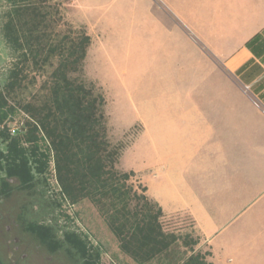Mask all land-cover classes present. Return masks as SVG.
<instances>
[{
	"label": "crops",
	"instance_id": "1",
	"mask_svg": "<svg viewBox=\"0 0 264 264\" xmlns=\"http://www.w3.org/2000/svg\"><path fill=\"white\" fill-rule=\"evenodd\" d=\"M173 1L180 21L148 27L146 65L121 57L123 27L100 25L107 55L118 31V71L149 89L131 145L143 164L125 169L166 217H190L212 264H264V0ZM102 4L71 7L101 24Z\"/></svg>",
	"mask_w": 264,
	"mask_h": 264
},
{
	"label": "trees",
	"instance_id": "2",
	"mask_svg": "<svg viewBox=\"0 0 264 264\" xmlns=\"http://www.w3.org/2000/svg\"><path fill=\"white\" fill-rule=\"evenodd\" d=\"M0 34L11 57L4 89L0 86V123L9 112L7 94L30 74L44 77L40 97L32 96L22 107L21 131L0 135L7 140L10 171H44L39 148L44 141L53 161L55 180L70 204L84 199L97 210L122 253L137 264H212L209 247L196 249L201 236L165 226L160 205L132 170L118 168L123 145L108 137L101 88L84 74L91 37L82 26H73L60 3L52 0H2ZM140 191H138V189ZM192 225L193 221H192ZM181 248H183L181 250Z\"/></svg>",
	"mask_w": 264,
	"mask_h": 264
},
{
	"label": "rangeland",
	"instance_id": "3",
	"mask_svg": "<svg viewBox=\"0 0 264 264\" xmlns=\"http://www.w3.org/2000/svg\"><path fill=\"white\" fill-rule=\"evenodd\" d=\"M52 1L60 3L65 18L73 26L84 27L91 37V44L84 61V74L87 79L93 80L101 88L105 96L104 111L110 141L123 145L118 168L129 171L131 169L125 168L142 167L144 159L142 150L131 145L144 129L140 118L146 113V98L149 90L147 81L145 78H132L129 71L125 74L118 71V64L128 68L130 66L127 61L125 64L118 63V31L107 32V39L112 38L111 44L115 48L112 53H109L110 55H107L105 51L109 52L108 48L100 44V25L106 27L107 30L118 26L123 27L125 33H122L124 38L122 39L123 46L120 48L121 57L138 58L146 65L148 59L145 45L147 29L158 23H178L180 13L176 2L173 0H102L103 18L101 20L103 22L100 24L99 18L92 12L84 16L73 12L71 7L73 0ZM4 8L5 4L0 0V26ZM133 47L137 50L130 49ZM10 66L11 57L0 34V86L3 89ZM203 70H208V68L204 66ZM219 70L226 69L219 65ZM33 75L32 73L27 78L23 77L20 85L7 94L8 104L12 106L13 111L9 112L4 122L10 130L19 127L23 122L21 106L32 96L40 97L44 93V90L39 88L44 77L36 75V82H31ZM39 148L40 152L44 153L43 158L46 165L44 173L35 176L37 192L35 200L39 205L37 208H32L34 216H37L39 220L43 219L59 225V233L64 231L78 233L90 250L99 252L100 264H137L120 251L117 239L88 200L84 199L70 204L63 198L55 180L52 157L44 141H39ZM132 180L135 187L139 182L144 185L137 174ZM137 189L140 191L139 188ZM164 223L169 229L174 228L181 234H190L192 239L198 236L192 220L186 214L165 217ZM195 248L206 251L207 244L201 239Z\"/></svg>",
	"mask_w": 264,
	"mask_h": 264
},
{
	"label": "flooded vegetation",
	"instance_id": "4",
	"mask_svg": "<svg viewBox=\"0 0 264 264\" xmlns=\"http://www.w3.org/2000/svg\"><path fill=\"white\" fill-rule=\"evenodd\" d=\"M23 124L10 130L2 122L0 130L6 127L12 136ZM0 151L7 154V140L1 135ZM9 165L5 156L0 159V264H100L99 252L90 250L78 233H59V225L32 213L39 205L35 176L44 171H30L28 184L25 172L10 171Z\"/></svg>",
	"mask_w": 264,
	"mask_h": 264
},
{
	"label": "built area",
	"instance_id": "5",
	"mask_svg": "<svg viewBox=\"0 0 264 264\" xmlns=\"http://www.w3.org/2000/svg\"><path fill=\"white\" fill-rule=\"evenodd\" d=\"M263 111H264V108H263Z\"/></svg>",
	"mask_w": 264,
	"mask_h": 264
}]
</instances>
